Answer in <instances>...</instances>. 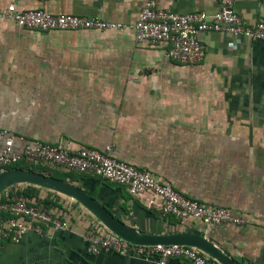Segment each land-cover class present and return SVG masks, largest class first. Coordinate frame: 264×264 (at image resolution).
Here are the masks:
<instances>
[{
	"label": "crops",
	"instance_id": "obj_1",
	"mask_svg": "<svg viewBox=\"0 0 264 264\" xmlns=\"http://www.w3.org/2000/svg\"><path fill=\"white\" fill-rule=\"evenodd\" d=\"M146 0H0L52 13L134 23ZM179 13L213 12L220 0H164ZM250 24L264 19V0H235ZM203 62L180 64L168 46L138 42L132 30L39 31L0 20V147L5 130L14 149L27 141L73 149L112 146V154L201 204L243 216L244 225H208L165 216L151 192L73 172L82 187L139 231L201 233L240 264H264V41L203 32ZM37 189L27 197L55 201L70 230L29 231L0 244V264H157L115 251L92 254L82 233L98 220L79 202ZM168 264H192L172 258Z\"/></svg>",
	"mask_w": 264,
	"mask_h": 264
},
{
	"label": "built area",
	"instance_id": "obj_2",
	"mask_svg": "<svg viewBox=\"0 0 264 264\" xmlns=\"http://www.w3.org/2000/svg\"><path fill=\"white\" fill-rule=\"evenodd\" d=\"M164 0H146L137 21L131 24L99 17L72 13H52L44 9H21L15 4L0 7V20L12 21L21 27L39 31L55 30H132L138 42L168 46V56L184 65L205 60L207 51L201 41L203 32H225L251 41H264V19L250 24L235 9V0H220V7L209 12L196 10L174 12L162 6ZM4 146L0 147V172L20 163L31 166L49 164L67 167L83 174L103 177L128 187L133 195L151 192L160 199L165 216L183 221L200 218L208 225H244L243 216L223 207L201 204L178 192L171 184L158 180L148 169L140 168L112 154V146L104 150L94 147L73 149L69 145L44 141H27L22 151L14 149L16 135L7 130ZM45 227L70 230L71 225L56 206L17 196L6 191L0 196V244L20 242L29 231L43 234ZM88 252L100 254L115 251L121 255L139 257L157 264H168L172 258L192 264H221L202 250L186 245L147 246L128 242L101 221L96 220L82 233Z\"/></svg>",
	"mask_w": 264,
	"mask_h": 264
},
{
	"label": "water",
	"instance_id": "obj_3",
	"mask_svg": "<svg viewBox=\"0 0 264 264\" xmlns=\"http://www.w3.org/2000/svg\"><path fill=\"white\" fill-rule=\"evenodd\" d=\"M19 184L45 188L69 197L88 209L99 221L122 239L138 245H186L209 254L221 264H240L210 238L201 233L179 231L151 234L139 231L116 217L104 204L82 187L33 168L12 167L0 172V196Z\"/></svg>",
	"mask_w": 264,
	"mask_h": 264
},
{
	"label": "trees",
	"instance_id": "obj_4",
	"mask_svg": "<svg viewBox=\"0 0 264 264\" xmlns=\"http://www.w3.org/2000/svg\"><path fill=\"white\" fill-rule=\"evenodd\" d=\"M12 167L33 168L37 171H40V172H43L45 174H49V175H52V176H55V177H58L61 179H67L70 176V174H72L73 172H76V171L71 170L67 167H56V166L49 165V164L31 166V165H28L25 163H20V164H17L15 166H12ZM80 174H83V173H80ZM70 177H72V176H70ZM36 191H38V190L29 186V187L25 188L23 191L19 190L15 193H12V191H10V193L17 195V196L32 197L33 195L36 194ZM41 202H43L46 205H50V206L56 205L55 201L44 200Z\"/></svg>",
	"mask_w": 264,
	"mask_h": 264
}]
</instances>
